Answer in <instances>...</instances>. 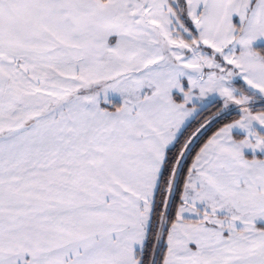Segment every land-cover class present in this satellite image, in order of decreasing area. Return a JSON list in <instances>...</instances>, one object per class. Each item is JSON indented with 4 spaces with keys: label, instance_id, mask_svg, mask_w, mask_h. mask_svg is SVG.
Segmentation results:
<instances>
[{
    "label": "snow or ice",
    "instance_id": "1",
    "mask_svg": "<svg viewBox=\"0 0 264 264\" xmlns=\"http://www.w3.org/2000/svg\"><path fill=\"white\" fill-rule=\"evenodd\" d=\"M0 264H264V0H0Z\"/></svg>",
    "mask_w": 264,
    "mask_h": 264
}]
</instances>
